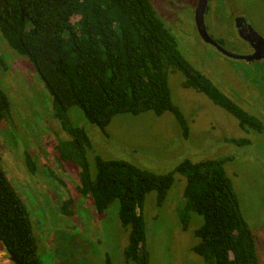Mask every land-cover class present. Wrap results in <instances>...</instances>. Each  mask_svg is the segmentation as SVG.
Listing matches in <instances>:
<instances>
[{"label":"rangeland","instance_id":"obj_1","mask_svg":"<svg viewBox=\"0 0 264 264\" xmlns=\"http://www.w3.org/2000/svg\"><path fill=\"white\" fill-rule=\"evenodd\" d=\"M151 1L185 59L223 94L264 121V63L233 60L207 44L196 28L198 0ZM216 12L219 25L208 20V31L227 50L241 53L245 48L234 29L236 16L246 17L264 38V0H220ZM0 53L5 61L0 87L10 100L12 115L10 124L0 123V163L32 214L42 264H138L125 257L129 230L121 224L119 201L98 214L93 199L78 194L80 169L60 157L58 144L62 147L70 138L53 117L51 95L32 63L9 48L1 31ZM184 81L181 72L169 71L172 102L186 119L187 137L171 111L118 115L106 132L91 124L80 108L68 111L72 125L84 129L92 142L87 153L91 177L97 176V157L127 161L156 175L174 172L184 160H226L224 168L264 264V133L243 130L233 115L205 94L185 88ZM234 139L250 144L238 145L231 142ZM186 185L187 178L175 173V184L163 204L158 203L157 192L147 195L149 264H207L193 252L204 218L193 213L184 229L179 216ZM2 251L0 246V264H8Z\"/></svg>","mask_w":264,"mask_h":264},{"label":"trees","instance_id":"obj_2","mask_svg":"<svg viewBox=\"0 0 264 264\" xmlns=\"http://www.w3.org/2000/svg\"><path fill=\"white\" fill-rule=\"evenodd\" d=\"M0 31L9 48L32 63L51 95L54 117L70 138L58 151L61 159L79 167L81 194L93 199L98 214L119 201L121 224L129 230L127 261L149 264L146 198L155 191L163 204L178 173L187 178L179 212L183 228L193 213L204 218L193 252L207 264H260L255 236L224 168L226 160H184L174 172L156 175L127 161L97 157V176L91 177L87 153L92 142L84 129L72 125L68 111L80 108L103 132L118 115L171 111L187 137L186 119L172 102L171 69L184 75L185 88L205 94L243 130L264 133L261 119L185 59L151 0H0ZM4 66L0 54V70ZM10 119V100L0 87V123ZM0 243L21 264H41L30 213L1 163Z\"/></svg>","mask_w":264,"mask_h":264},{"label":"flooded vegetation","instance_id":"obj_3","mask_svg":"<svg viewBox=\"0 0 264 264\" xmlns=\"http://www.w3.org/2000/svg\"><path fill=\"white\" fill-rule=\"evenodd\" d=\"M198 3H199V0H198ZM220 3V0H208L207 1V7H206V11H205V25H206V29H207V32L209 34V31H208V25H207V21L209 20L210 24L213 25V26H216V25H219V22H220V19H219V15L217 14L216 12V8L217 6L219 5ZM198 4H196L195 6V9H194V16H195V10L197 8ZM196 22V21H195ZM233 25H234V29L237 31V34L238 36L240 37V39H242V41L244 42L245 44V48H243V50H241L242 52L241 53H235V52H232L234 54H239V55H249V56H255V59H252L251 61H247L245 59L241 60V59H234L232 57H229V56H226L224 55L223 53H220L228 58H231L233 60H239V61H245L247 63H264V51L262 49V47L258 44V42L256 41V39L254 38V33H253V30H252V25L250 23V21L244 17V16H236L233 20ZM167 26V25H166ZM252 27V28H251ZM197 28V26H196ZM254 29V28H253ZM198 31V29H197ZM199 33V32H198ZM200 35V34H199ZM210 38L215 41L216 43H218L219 45L223 46L224 45L222 44V42L216 40L215 38H213L210 34H209ZM201 37V35H200ZM202 38V37H201ZM203 39V38H202ZM209 44V43H207ZM211 45V44H209ZM213 46V45H211ZM214 47V46H213ZM215 48V47H214ZM225 48V47H224ZM226 49V48H225ZM227 50V49H226ZM229 51V50H228ZM231 52V51H229ZM1 54V53H0ZM3 58V57H2ZM260 58V59H258ZM4 60V59H3ZM4 64H5V61H4ZM264 66V65H263ZM246 105H249L248 103H246ZM53 112V111H52ZM264 113V111H263ZM12 116V115H11ZM257 116V115H256ZM54 117V115H53ZM258 117V116H257ZM55 118V117H54ZM259 118V117H258ZM261 119V118H259ZM57 120V119H55ZM262 120V119H261ZM11 121V119H10ZM10 121L9 122H3L1 124H10ZM58 121V120H57ZM263 121V120H262ZM59 122V121H58ZM264 122V121H263ZM60 123V122H59ZM61 125V124H60ZM62 127V126H61ZM62 130L63 127H62ZM65 132V131H64ZM63 132V133H64ZM66 133V132H65ZM64 133V134H65ZM263 134V133H262ZM66 136H67V133H66ZM60 144H58V148H59ZM31 167H32V163L30 161H27ZM33 168V167H32ZM81 182H80V186L78 187L79 188V191L78 194H80L81 197L83 198H87L85 196H83L80 192V187H81ZM90 199V198H88ZM91 200V199H90ZM73 199L71 200H67L66 202L69 203V202H72ZM64 204V203H63ZM59 214L61 215L62 212H59ZM31 216V220H32V223H33V218H32V214L30 215ZM40 222H43V217H41V220ZM34 224V223H33ZM33 229H34V226H33ZM35 234V233H34ZM36 237V236H35ZM37 240V239H36ZM1 244V243H0ZM38 244V243H37ZM2 247V252L6 255V261L8 262V264H17L14 260H13V257L11 256V253L6 251L3 247V245L1 244L0 245ZM39 250V248H38ZM21 264V262H19ZM42 264V262H41ZM57 264V263H56Z\"/></svg>","mask_w":264,"mask_h":264},{"label":"water","instance_id":"obj_4","mask_svg":"<svg viewBox=\"0 0 264 264\" xmlns=\"http://www.w3.org/2000/svg\"><path fill=\"white\" fill-rule=\"evenodd\" d=\"M207 1L208 0H199L198 6L195 10V21H196V26L198 29L199 34L201 35V37L203 38V40L206 43H209L211 45H213L218 51H220L221 53H223L226 56L232 57L234 59H245L247 61H251L252 59H255V56H249V55H239V54H234L232 52H229L228 50H226L223 46L219 45L218 43H216L215 41H213L206 29V25H205V11H206V7H207ZM252 28V27H251ZM253 33H254V38L256 39V41L258 42V44L262 47L263 51H264V38L262 36H260L253 28ZM260 59V58H258ZM13 260L17 263L20 264L19 261L17 259H15L13 257Z\"/></svg>","mask_w":264,"mask_h":264}]
</instances>
